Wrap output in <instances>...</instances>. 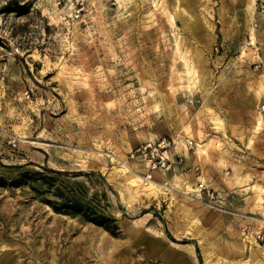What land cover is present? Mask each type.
<instances>
[{"label":"rangeland","instance_id":"rangeland-1","mask_svg":"<svg viewBox=\"0 0 264 264\" xmlns=\"http://www.w3.org/2000/svg\"><path fill=\"white\" fill-rule=\"evenodd\" d=\"M0 184V264H264V0H0Z\"/></svg>","mask_w":264,"mask_h":264},{"label":"built area","instance_id":"built-area-1","mask_svg":"<svg viewBox=\"0 0 264 264\" xmlns=\"http://www.w3.org/2000/svg\"><path fill=\"white\" fill-rule=\"evenodd\" d=\"M174 140L172 138H162L158 141L147 142L140 144L129 153V158L140 162L146 168V173L142 175L143 182L154 179L152 173L157 171L162 172H171L182 162V158L179 157L173 158L171 154V149L174 147ZM187 148H191L193 145L192 140H187ZM164 184L167 185L166 182ZM203 184H199L197 190L199 192L203 191ZM212 197V196H211ZM201 202H204L203 199H198ZM260 224L259 227L255 228L249 225L247 229L248 235L259 241L264 240V217L259 218Z\"/></svg>","mask_w":264,"mask_h":264},{"label":"trees","instance_id":"trees-1","mask_svg":"<svg viewBox=\"0 0 264 264\" xmlns=\"http://www.w3.org/2000/svg\"><path fill=\"white\" fill-rule=\"evenodd\" d=\"M24 7H18V12L19 13H24L23 12ZM47 171L52 173V174H62L63 171L60 170H55V169H50L47 168ZM76 176L78 174H75ZM46 179L44 178V184L48 185V191L51 192L53 196L59 201V206H55L54 209L56 212H61V211H71L74 213H79L81 214L85 219L101 225L105 226L104 220L108 219L107 216H104L103 213L97 212L95 208H91L90 204L85 202L82 198H80L79 195H77V191L74 190V193L70 194L67 191H65L64 188L61 186H55V184L48 183L45 181ZM24 182L22 180L20 181H15L11 184V186L18 187L23 185ZM0 185H5V184H0ZM96 213H100L97 215ZM107 227V226H106Z\"/></svg>","mask_w":264,"mask_h":264},{"label":"bare ground","instance_id":"bare-ground-1","mask_svg":"<svg viewBox=\"0 0 264 264\" xmlns=\"http://www.w3.org/2000/svg\"><path fill=\"white\" fill-rule=\"evenodd\" d=\"M200 80V82H202L201 81V78L199 79ZM259 124V123H258ZM174 143L176 144V146H175V148H177V149H181L183 146V143H182V141L181 140H177V139H174ZM205 149H204V146H202V145H198V147H197V152L199 153H201V152H203ZM116 168L119 170V172L120 171H122L124 174H126V175H129V176H131L130 177V179L132 178V182H135V183H139L140 181L143 183V184H149L150 186H152V187H155V186H158V187H166V184H164V183H160V182H157L156 180H154V179H151V180H148L147 182H143V180H142V178H141V176H138L134 171H133V169H132V167L130 166V165H128V163L126 162V160H124V159H122L121 157L120 158H118L117 159V161H116ZM122 174V173H121ZM129 179V180H130ZM133 184V183H132ZM147 189V188H146ZM171 190V189H170ZM156 191V190H155ZM154 191V192H155ZM203 247V246H202ZM203 251H204V253H203V255H207V252H206V248L205 247H203ZM206 258H207V256H206Z\"/></svg>","mask_w":264,"mask_h":264},{"label":"crops","instance_id":"crops-1","mask_svg":"<svg viewBox=\"0 0 264 264\" xmlns=\"http://www.w3.org/2000/svg\"><path fill=\"white\" fill-rule=\"evenodd\" d=\"M203 145H204V149H205V150H204L202 153H204V152L208 149L209 141L204 142ZM182 146H183V147L181 148V150H182L183 152H185L184 155L187 156V150L185 149V146H184V145H182ZM196 153L198 154V152H196ZM199 154H200V152H199ZM182 157H183V156H182ZM184 159H186V158L183 157L182 160H184ZM185 167H186V162H184V164H183L181 167H176V168H177V169L180 168V170H183V169H185ZM176 168H175V170H176ZM229 177H230V176H229ZM231 180L233 181V178H232Z\"/></svg>","mask_w":264,"mask_h":264}]
</instances>
